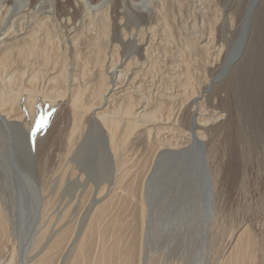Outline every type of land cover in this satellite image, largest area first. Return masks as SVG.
Returning <instances> with one entry per match:
<instances>
[{
	"label": "bare ground",
	"instance_id": "6f19581e",
	"mask_svg": "<svg viewBox=\"0 0 264 264\" xmlns=\"http://www.w3.org/2000/svg\"><path fill=\"white\" fill-rule=\"evenodd\" d=\"M183 5L0 0V238L13 235L0 264H207L217 187L236 157L220 164L207 148L230 106L206 108L203 92L217 83L206 74L237 53L229 40L254 5L242 20L232 15L239 27L234 17L223 23L225 8L212 16L193 3L181 13ZM43 106L57 110L52 119ZM30 162L44 165L39 176L55 196L73 198L69 208L42 201ZM19 181L22 197L31 189L33 217L17 245ZM78 203L84 220L66 224ZM248 224L218 235L214 264H264L263 235Z\"/></svg>",
	"mask_w": 264,
	"mask_h": 264
},
{
	"label": "rangeland",
	"instance_id": "374dc122",
	"mask_svg": "<svg viewBox=\"0 0 264 264\" xmlns=\"http://www.w3.org/2000/svg\"><path fill=\"white\" fill-rule=\"evenodd\" d=\"M57 1L64 2L65 0H61V1L57 0ZM181 1L184 2V5L182 6L181 10H179L181 11V13L182 12L186 13L188 11V7L186 8L187 3L188 4L193 3L197 8L199 6L208 8L209 10L208 12L209 14H212V16H214L215 10L223 11L225 8V10L223 11L224 13L223 16L226 17L224 18L225 20L223 21V23L226 21H231V19L234 17V16L232 17V15L236 16L240 14L239 16H241L242 14V16L239 17L242 20V17H246V15H248L245 14L246 8L248 6H251V4L253 6L257 2L254 5V8L251 6L252 7L250 12L251 16L250 15L247 16L248 23L246 22V24L248 25L242 26L241 32L239 34L238 32L237 33L235 32L236 34L233 37L234 39L231 38L229 40V42H232L234 40L232 42L234 44L233 51H236L237 53L233 55V57L229 61L230 63L226 64L227 67L223 66L222 69L221 66H219L221 68L219 72L215 73L219 69L217 68L216 70L212 71V73L209 74L208 72L206 74L208 75L209 80L212 79V76L217 77L216 78L217 83L212 84L213 86L210 83V85L208 84L207 86L208 89L207 88H206L207 90L205 89L208 93H211V95L208 94L206 91L203 92V95L206 94L205 96L207 99L206 108L222 109L221 105L219 104V101L221 102L222 100L228 104V105L226 104L227 107L230 106L229 110L227 111L228 114L226 120H223V118L217 120L220 121L218 122L220 124L218 126L219 128L216 127L215 129H213V131L210 132L213 138L211 139V142L208 139L207 142H209V144L207 148H210L211 150L213 149V151L215 152L214 159L216 162H219L220 164L221 161L223 162L224 159H227V155L229 154H235L236 157V160L234 161V163H232L233 166L232 173L234 175L232 174L229 177H227L225 182L221 183L217 187V201H218L217 209L219 216L215 222V225H213L214 223H210L207 226V245H206L207 248L206 251L208 255L207 264H214V261L212 260L213 258L212 245L215 243L216 241L215 239L218 238V235H220L222 231H224L225 233L226 228L230 224H232V222L238 223L239 221H244L249 223L248 225H251V227H253L258 233H261L263 235L262 238L264 239V228H263L264 227V39H263L264 0H209V1L181 0ZM93 2H95V0H93ZM248 2L249 4L251 2V4L249 5ZM210 3L211 5H209ZM71 4H72L71 7H73L74 5L72 2ZM211 9L214 11H212ZM226 10L228 13L226 12ZM71 11H73V9L68 8V12L71 13ZM228 17L229 18L232 17V18L229 19ZM239 18L237 16V18L234 17L232 19L236 21L235 23L237 27H239L240 25L239 23L241 22V20H236ZM256 32H259V34H256ZM258 55L259 57H256ZM256 58L257 61L255 60ZM216 74L218 76H216ZM230 92H233L234 96ZM56 107L58 108V106ZM231 107L232 109H234V111L232 110V112L230 111ZM40 110H41V114H44L46 118L48 117L49 119H52L53 114L56 113L55 112L56 109L55 110H53L52 108L47 109L44 106ZM238 137H240V139ZM231 149L232 151H235V153H230L232 152ZM101 155H102L101 153H98L95 160ZM28 158H30V156ZM31 163L32 162L29 163L28 166L29 168L28 167L27 168L29 170L30 169L32 170V171L30 170L32 178L34 177V179L31 178L32 184L35 187L39 188L41 187L39 185L41 182V184H43L45 187V191H42V188H39L40 194L42 196V197L40 196V198L42 199V201L44 202L51 199L50 200L51 203L54 202L55 206H57L58 209L62 208V206H64V209L69 208L70 207L69 205H72L73 203V198H71V196H66V195L55 196L53 189H51L54 187V185L49 184L50 186L49 185L47 186L48 181L46 182L45 180H42V178L39 176L42 175V170L44 169V165L42 164L35 165L34 162L32 164ZM103 163L104 162L100 159L96 160L94 166L95 170L97 169L98 171H101L102 170L101 165ZM36 167L38 170L36 169ZM33 169L35 170V172L37 171L38 172L35 173ZM106 169L107 168H105V170ZM29 170H27V172ZM36 174H38L37 176L39 177L40 181L37 180L38 177L36 176ZM33 180L39 181V184H36L37 181L34 182ZM23 185L24 183L22 184L20 183V181L17 184V188H18L17 193L19 195V197L17 198V204H18L17 207L22 208L24 212L23 214H19L18 220L15 221L17 228H18V223L20 221L22 220L25 221L24 222L25 224L24 225L22 224L24 228L21 230L20 236L19 235L17 236V231L14 232V236L16 238L18 237L17 245L20 242L19 238H21L24 241V237L26 234L25 229L27 228V225L31 222L33 217L32 206L29 205L30 200L29 198L25 197V196L29 197V194L27 193L31 189L27 190L26 191L27 193L24 194V197H22L20 190L24 193ZM49 189L51 190L50 192ZM200 192L203 193V191ZM55 211L56 210H54V212ZM58 211L59 210H57L56 213ZM85 211L86 209L80 210V203H78L77 205H73V207L71 206V210H69L68 213L66 212L67 214L66 217L67 219L65 218L66 224L68 221L69 224L75 223L76 225H80L84 220ZM37 224L38 222L35 224V227L37 226ZM12 236L13 235L10 234V236L8 237L0 238V262H2V260H4V258L9 253L10 247L12 246V242H13ZM226 238L227 237H224L223 240H226ZM27 240H29V238Z\"/></svg>",
	"mask_w": 264,
	"mask_h": 264
}]
</instances>
